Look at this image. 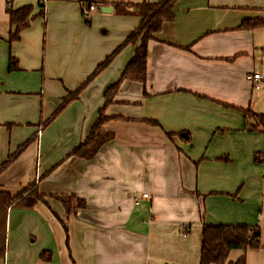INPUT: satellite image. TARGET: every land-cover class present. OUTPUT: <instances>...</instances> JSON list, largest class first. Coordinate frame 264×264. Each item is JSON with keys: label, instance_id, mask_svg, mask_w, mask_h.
Masks as SVG:
<instances>
[{"label": "crops", "instance_id": "obj_1", "mask_svg": "<svg viewBox=\"0 0 264 264\" xmlns=\"http://www.w3.org/2000/svg\"><path fill=\"white\" fill-rule=\"evenodd\" d=\"M160 1L15 0L32 10L10 41L0 0V190L34 184L45 197L8 211L1 264H199L205 225L258 227L245 262L264 264V130L242 112L264 115V82L245 79L264 76V26L238 28L264 20V0H176L148 42L146 82L123 81L104 108L114 138L91 159L68 156L139 44L127 43L142 21L132 5ZM70 196L85 205L67 214L55 197Z\"/></svg>", "mask_w": 264, "mask_h": 264}, {"label": "trees", "instance_id": "obj_2", "mask_svg": "<svg viewBox=\"0 0 264 264\" xmlns=\"http://www.w3.org/2000/svg\"><path fill=\"white\" fill-rule=\"evenodd\" d=\"M176 0H161L157 4L141 3L132 5L133 10L142 18L140 26L128 38L127 43L139 42L133 57L125 66L119 79L111 84L104 92V106L99 111L98 117L90 129L86 139L71 150L68 156L91 159L96 155L99 148L110 142L114 135L103 130V126L109 120L104 114V108L113 103L118 93L121 83L125 80L144 84L146 82V58L148 42L154 39V36L162 30L163 24L170 22L174 18V3ZM90 6V5H89ZM88 7V6H87ZM124 4H115L117 13H126L123 9ZM7 9L9 15L10 27L13 28L9 40L19 38L20 31L28 25L29 16L32 10L31 6L20 9ZM89 23V20H85ZM264 26V20H244L239 29H255ZM119 49L101 62L93 75L104 69L118 53ZM17 62L10 58L8 70L12 71ZM68 102L65 100L62 107ZM242 111V110H240ZM58 112V111H57ZM56 112V113H57ZM245 123L253 122V130H264V115L255 114L252 111H242ZM55 113V114H56ZM54 114V115H55ZM154 123V122H149ZM65 208L67 214L74 209L84 207V201L73 196L55 197ZM38 202L45 203V197L38 193L34 184L27 186L15 196L0 190V264L3 262L6 254L7 243V216L12 208L32 209ZM260 246V230L258 227L235 225V226H211L205 225L201 233V249L199 264H226L228 255L231 251L238 250L242 252L235 262L229 264H246L245 251L247 249H258ZM44 256V255H43Z\"/></svg>", "mask_w": 264, "mask_h": 264}, {"label": "built area", "instance_id": "obj_3", "mask_svg": "<svg viewBox=\"0 0 264 264\" xmlns=\"http://www.w3.org/2000/svg\"><path fill=\"white\" fill-rule=\"evenodd\" d=\"M4 1L6 3V7L10 8V7H12V3L15 0H4ZM26 1H34L38 5H41L44 7V5L47 3L48 0H26ZM94 11H95L94 6L90 5V6L86 7L82 12L84 20H90L91 14ZM245 79L248 83H250L252 85L254 90L261 89V84H262V82H264V76L261 75L260 73H256V72L246 74ZM143 197H146V195H143Z\"/></svg>", "mask_w": 264, "mask_h": 264}, {"label": "rangeland", "instance_id": "obj_4", "mask_svg": "<svg viewBox=\"0 0 264 264\" xmlns=\"http://www.w3.org/2000/svg\"><path fill=\"white\" fill-rule=\"evenodd\" d=\"M9 221V220H8ZM8 225H9V222H8ZM8 229H7V242H8V246H7V250H6V255H7V252H8V256L10 257V235L8 236ZM10 234V232H9ZM43 259V258H42Z\"/></svg>", "mask_w": 264, "mask_h": 264}, {"label": "water", "instance_id": "obj_5", "mask_svg": "<svg viewBox=\"0 0 264 264\" xmlns=\"http://www.w3.org/2000/svg\"><path fill=\"white\" fill-rule=\"evenodd\" d=\"M112 10V8H110V7H100V11L102 12V13H108V12H110Z\"/></svg>", "mask_w": 264, "mask_h": 264}]
</instances>
